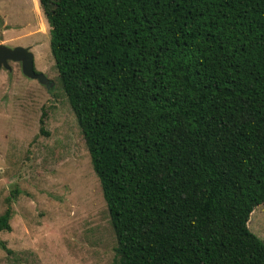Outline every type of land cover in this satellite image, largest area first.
I'll list each match as a JSON object with an SVG mask.
<instances>
[{
	"label": "trees",
	"instance_id": "1",
	"mask_svg": "<svg viewBox=\"0 0 264 264\" xmlns=\"http://www.w3.org/2000/svg\"><path fill=\"white\" fill-rule=\"evenodd\" d=\"M37 1L114 264H264V0Z\"/></svg>",
	"mask_w": 264,
	"mask_h": 264
},
{
	"label": "rangeland",
	"instance_id": "2",
	"mask_svg": "<svg viewBox=\"0 0 264 264\" xmlns=\"http://www.w3.org/2000/svg\"><path fill=\"white\" fill-rule=\"evenodd\" d=\"M48 41L37 0H0V43L27 46L52 81L24 76L18 62L0 67V213L10 211L0 264H114L105 203ZM246 226L264 240V203Z\"/></svg>",
	"mask_w": 264,
	"mask_h": 264
},
{
	"label": "water",
	"instance_id": "3",
	"mask_svg": "<svg viewBox=\"0 0 264 264\" xmlns=\"http://www.w3.org/2000/svg\"><path fill=\"white\" fill-rule=\"evenodd\" d=\"M33 55L27 46L8 47L0 43V67L9 69L8 61L18 62L21 73L32 79H36L38 83L45 86L52 85V81L45 77L42 72H35L33 69Z\"/></svg>",
	"mask_w": 264,
	"mask_h": 264
},
{
	"label": "flooded vegetation",
	"instance_id": "4",
	"mask_svg": "<svg viewBox=\"0 0 264 264\" xmlns=\"http://www.w3.org/2000/svg\"><path fill=\"white\" fill-rule=\"evenodd\" d=\"M18 64H19V63H18ZM33 69H34V67H33ZM34 71H35V72H39L38 70H35V69H34ZM31 79H32V78H31ZM34 80H36V79H34ZM36 81H37V80H36ZM37 82H38V81H37Z\"/></svg>",
	"mask_w": 264,
	"mask_h": 264
}]
</instances>
